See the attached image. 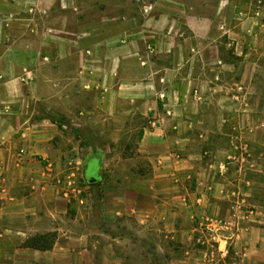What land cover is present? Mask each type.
I'll list each match as a JSON object with an SVG mask.
<instances>
[{
	"label": "crops",
	"instance_id": "obj_1",
	"mask_svg": "<svg viewBox=\"0 0 264 264\" xmlns=\"http://www.w3.org/2000/svg\"><path fill=\"white\" fill-rule=\"evenodd\" d=\"M0 264H264V0H0Z\"/></svg>",
	"mask_w": 264,
	"mask_h": 264
},
{
	"label": "rangeland",
	"instance_id": "obj_2",
	"mask_svg": "<svg viewBox=\"0 0 264 264\" xmlns=\"http://www.w3.org/2000/svg\"><path fill=\"white\" fill-rule=\"evenodd\" d=\"M82 2L84 4V8H86V10H89L90 3H92V4H95V3L98 4L99 3V5L103 6L104 9H107L109 7L112 8L113 6L117 7V8H121V5H122V0H82ZM136 136H138V134ZM133 140H135V139H133ZM74 157L79 158V157H81V154L73 153L70 155L69 158H72L73 160H75ZM98 173L99 172H98L97 164L94 163V161H92L90 164V168H89V174L94 176V175H97ZM73 180L75 181V184H72L71 187H69V185L67 183L68 178H62L61 182H59L58 179L56 180V182H58L59 185L64 190V193L67 192V199L69 200L70 203H75L78 200H81L84 198H88V200L90 201L95 195L97 196L99 194H102L101 191H98L97 193H95V192L92 193L91 192L92 189L85 182V180L81 178L80 172H78L75 175V178H73ZM199 247L201 248V246L196 245V248H199ZM231 249H232L231 245L229 244V246H228L229 254H231Z\"/></svg>",
	"mask_w": 264,
	"mask_h": 264
},
{
	"label": "built area",
	"instance_id": "obj_3",
	"mask_svg": "<svg viewBox=\"0 0 264 264\" xmlns=\"http://www.w3.org/2000/svg\"><path fill=\"white\" fill-rule=\"evenodd\" d=\"M150 52H153V49L150 47L149 48ZM166 99L165 95H161L160 96V100L164 101ZM44 163H46L47 167H49L51 169V163L49 160H44ZM73 178H75V175L72 174L69 176L68 178V185L69 187H71L72 184H75V181L73 180ZM59 182H61V179L59 180ZM65 195L67 197V192H65ZM232 209L235 211H242L243 205L240 202H234L232 205ZM231 227V224H228V222L224 219H213L211 217H207L203 220V222L201 223V225L198 228L197 231V235L195 236V244L201 247H206V248H212L214 249V245L216 244V239L218 234L222 231V230H229ZM235 229L237 228V224H234V226H232Z\"/></svg>",
	"mask_w": 264,
	"mask_h": 264
},
{
	"label": "trees",
	"instance_id": "obj_4",
	"mask_svg": "<svg viewBox=\"0 0 264 264\" xmlns=\"http://www.w3.org/2000/svg\"><path fill=\"white\" fill-rule=\"evenodd\" d=\"M45 119H49L50 121L58 124L59 126H63L66 123V121L63 118H60L56 114H52V113L46 114ZM93 161H94V163L97 164V160H93ZM91 162H90V164H91ZM90 164H89V168H90ZM89 168H88V174H87L85 182L89 186L93 187V186L98 185L97 180H96V182L94 181L95 177H97V176L96 175L92 176L91 174H89ZM97 168H98V164H97ZM91 181H93V182L91 183ZM57 237H58V235L55 232L39 234V235L33 236V237L29 238L28 240H26L21 245V248L33 249V250H38V251H49V250L53 249V247L57 241Z\"/></svg>",
	"mask_w": 264,
	"mask_h": 264
}]
</instances>
